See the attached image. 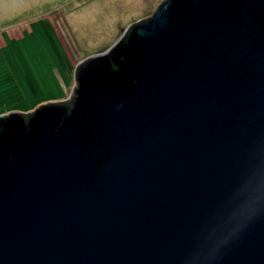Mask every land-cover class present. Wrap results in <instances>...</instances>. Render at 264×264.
Returning <instances> with one entry per match:
<instances>
[{"label": "water", "instance_id": "obj_1", "mask_svg": "<svg viewBox=\"0 0 264 264\" xmlns=\"http://www.w3.org/2000/svg\"><path fill=\"white\" fill-rule=\"evenodd\" d=\"M0 117V264H264V0H164Z\"/></svg>", "mask_w": 264, "mask_h": 264}, {"label": "rangeland", "instance_id": "obj_2", "mask_svg": "<svg viewBox=\"0 0 264 264\" xmlns=\"http://www.w3.org/2000/svg\"><path fill=\"white\" fill-rule=\"evenodd\" d=\"M164 0H0V117L72 96L75 70Z\"/></svg>", "mask_w": 264, "mask_h": 264}]
</instances>
